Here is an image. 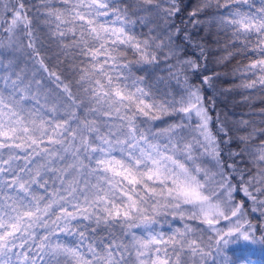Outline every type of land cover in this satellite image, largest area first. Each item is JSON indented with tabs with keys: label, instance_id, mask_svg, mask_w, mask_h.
<instances>
[{
	"label": "snow or ice",
	"instance_id": "6c2138e0",
	"mask_svg": "<svg viewBox=\"0 0 264 264\" xmlns=\"http://www.w3.org/2000/svg\"><path fill=\"white\" fill-rule=\"evenodd\" d=\"M122 3L32 6L65 55L84 57L73 66L76 94L49 72L63 85L54 96L21 65L22 55H40L30 9L0 0V264H239L233 246L264 248V107L251 113L258 119L238 122L245 135L232 137L206 103L214 76L193 84L188 75L206 59L188 31L182 39L199 53L180 58L181 29L172 24L179 0H134L141 23L162 22L147 37L135 33ZM208 10L237 51L254 56L234 69V87L259 92L264 103V0H198L189 17ZM161 56L183 81L178 98L131 74L133 62L154 66ZM177 115L179 122L157 126ZM234 140L242 147L227 157L246 158L244 168L226 163L222 145ZM175 220L182 227L163 230ZM101 226L107 240L95 236Z\"/></svg>",
	"mask_w": 264,
	"mask_h": 264
},
{
	"label": "trees",
	"instance_id": "16d2710c",
	"mask_svg": "<svg viewBox=\"0 0 264 264\" xmlns=\"http://www.w3.org/2000/svg\"><path fill=\"white\" fill-rule=\"evenodd\" d=\"M25 3L28 15L33 17V28L38 29V36L40 37L37 47L39 49V57L29 58L27 54L22 55L21 65L27 64V70L29 75L35 73L34 79L39 81L42 85L41 91H51L54 96H58L62 93L63 85L58 84L55 78L49 75V72H55L63 81V84H68L74 94L77 93L75 81L78 78L73 66L79 64L84 57L75 54V51L65 55L61 49L60 44L55 39L49 38L46 28L40 26V20L36 18V9L32 6L38 3V0H23ZM181 11L178 15L172 18L173 30L180 28V38L176 40V43L180 45L182 49L180 58L192 57L198 55L199 49H193L191 45L183 41V32L188 31L193 38L198 41L205 49L206 59L201 60L202 68L195 74L188 72L193 84H199L203 76H214L212 81V87L209 89L205 87L204 96L206 103L210 101L209 107L211 115L215 117L219 114L221 121L226 122L227 127L231 129L230 135L232 137L242 136L246 134L247 129L239 126L238 122L241 120L258 119L251 113L257 111L261 107H264V103L259 99L260 93L254 90L237 89L234 85L239 84V73L234 74V69L238 66H243L254 58L253 54L248 52H239V43H230L231 37L222 31L218 30V26L214 20V12L211 10L205 11L195 18L189 17V12L197 6L198 0H179ZM127 5L132 19H135L137 23L134 25V31L137 35H143L147 37L149 29L154 25L161 24L159 20H153L150 23H141L140 17L144 15L143 12L135 11L134 0H123L121 7ZM42 19V18H40ZM193 20L203 21L201 24L193 26ZM160 29H158L159 31ZM156 33H152L155 35ZM6 39V37H5ZM67 42V41H66ZM25 43L27 41L25 40ZM30 52V50H27ZM229 52H233L234 55L228 56ZM225 57H227L225 59ZM40 58H43L44 65L48 71H44L37 62ZM128 59L134 61L135 57L131 53H128ZM160 62L157 65H141L132 63L131 74L134 77H144L145 87H150L153 91L159 90L161 93L169 92L177 98L181 94V88L184 87L183 81L177 82L175 78L170 76V72L174 69H170L169 65L174 61H164L161 56ZM218 74V75H217ZM214 105V107H213ZM180 116L166 117L163 122H158V127H163L167 123L179 122ZM213 130H216V125L213 124ZM220 139H226L221 136ZM258 143L259 141H255ZM225 149L224 156L226 163L238 164V167L244 168L247 165V159L243 157H236L235 160L227 157L229 149L236 151L239 150L242 145L237 141H233L231 145H222ZM243 160V162H240ZM42 191V190H41ZM243 198V194H238L237 199ZM247 207V204L245 205ZM251 219L254 223L258 222V214H252ZM192 223V222H190ZM89 226L88 234L91 236V227ZM182 227V223L179 220L172 222L171 226L164 225V231H171L172 228ZM108 229L101 226L95 233L96 237H104L107 240L106 233ZM118 234V228H114ZM232 258L236 259L239 264H243L244 261L247 264H264V248L259 246H233L231 249Z\"/></svg>",
	"mask_w": 264,
	"mask_h": 264
},
{
	"label": "rangeland",
	"instance_id": "374dc122",
	"mask_svg": "<svg viewBox=\"0 0 264 264\" xmlns=\"http://www.w3.org/2000/svg\"><path fill=\"white\" fill-rule=\"evenodd\" d=\"M191 224H193L194 226L199 225V221H192Z\"/></svg>",
	"mask_w": 264,
	"mask_h": 264
}]
</instances>
